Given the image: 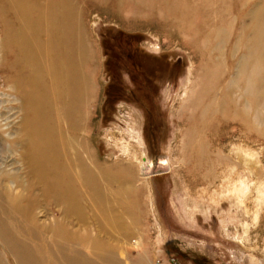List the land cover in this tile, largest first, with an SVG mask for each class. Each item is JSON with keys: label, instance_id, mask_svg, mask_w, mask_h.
I'll use <instances>...</instances> for the list:
<instances>
[{"label": "rangeland", "instance_id": "374dc122", "mask_svg": "<svg viewBox=\"0 0 264 264\" xmlns=\"http://www.w3.org/2000/svg\"><path fill=\"white\" fill-rule=\"evenodd\" d=\"M75 1L93 57L81 130L92 175L78 181L82 217L73 209L67 221L88 238L69 249L79 247L96 264H264V0ZM132 55L137 69L128 67ZM4 75L0 70V124L10 126L17 118L6 119L13 90ZM201 90L211 91L213 110L195 123L200 159L186 149V134L187 103ZM8 131L13 127L0 125V168L12 171L1 152ZM161 158L169 169L141 174L144 160ZM121 165L134 184L116 174L120 182L104 187L100 172L110 176ZM76 168L72 163L80 175ZM103 191L111 218L99 209ZM60 208L40 201L33 214L51 223L62 218ZM30 232L17 236L43 245L46 251L34 253L48 264L51 234L39 240ZM93 240L110 256L97 259ZM0 257L15 264L1 241Z\"/></svg>", "mask_w": 264, "mask_h": 264}, {"label": "bare ground", "instance_id": "6f19581e", "mask_svg": "<svg viewBox=\"0 0 264 264\" xmlns=\"http://www.w3.org/2000/svg\"><path fill=\"white\" fill-rule=\"evenodd\" d=\"M0 16V70L5 74L8 88L13 90V94L6 95L11 104L6 119L17 118L10 126L7 121L0 124L13 127V132L7 133V148H1V152L7 154L4 158L10 159L12 171L0 168V187L2 182H8L6 189L0 188V241L15 264H41L43 258L38 260L34 250L46 251L44 246L36 243L33 248L17 235L32 230L35 237L42 240V232L47 231L51 234L50 246L54 248L50 249L52 258L48 264H96L79 247L69 249L76 239L81 241L88 236L67 227L73 209L80 217L83 215L79 203L83 191L78 181H82L83 175H92L82 155L87 144L81 130L93 94V86H90L93 57L82 41V10L75 0H0ZM256 26L257 31L259 25ZM256 37L253 38L255 47ZM201 91L197 101L187 103L191 107L186 134V149L195 152L200 159L203 147L195 144V123L213 110L209 101L211 91ZM69 135L72 141L66 137ZM72 163L80 175L72 173ZM114 167L110 176L104 170L100 172L104 187L108 183L112 185L113 181L120 182L116 174H124L125 179L134 184L129 179L130 167ZM91 180H95L94 176ZM107 200L103 191L99 209L103 217L111 218L113 212L107 207ZM40 201L46 207L61 206L58 212L62 218L37 223L33 209ZM54 237H59L60 241ZM93 242L91 253L97 259L110 256L111 251L99 247L98 240ZM5 261L0 257V264Z\"/></svg>", "mask_w": 264, "mask_h": 264}, {"label": "water", "instance_id": "95a60500", "mask_svg": "<svg viewBox=\"0 0 264 264\" xmlns=\"http://www.w3.org/2000/svg\"><path fill=\"white\" fill-rule=\"evenodd\" d=\"M162 169H168V162L164 158L159 159L156 162L144 160L141 164V174H153L155 172H160ZM157 174V173H156Z\"/></svg>", "mask_w": 264, "mask_h": 264}, {"label": "trees", "instance_id": "16d2710c", "mask_svg": "<svg viewBox=\"0 0 264 264\" xmlns=\"http://www.w3.org/2000/svg\"><path fill=\"white\" fill-rule=\"evenodd\" d=\"M127 58L129 59L127 61L128 65H129L128 67L130 69H137V67L139 66V62H140V61L136 60L137 56L132 55L130 58H129V56ZM127 70L129 71V69H127ZM108 90H110L109 94L112 93L111 90H114V87L112 84L108 85Z\"/></svg>", "mask_w": 264, "mask_h": 264}]
</instances>
